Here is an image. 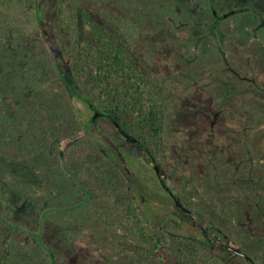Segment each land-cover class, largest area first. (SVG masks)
I'll return each instance as SVG.
<instances>
[{"label":"trees","instance_id":"1","mask_svg":"<svg viewBox=\"0 0 264 264\" xmlns=\"http://www.w3.org/2000/svg\"><path fill=\"white\" fill-rule=\"evenodd\" d=\"M191 1H196L194 9L181 10V25L196 27V37L194 31L187 29L179 31L182 37L178 39V31L171 30L169 34L181 43L182 50L179 47L176 51L178 60H185L188 41L196 43V38L205 37L211 41V55L219 58L216 67L207 72L212 75V84L219 82L215 72H230L238 81L253 82L255 91L264 94V84L257 81L258 76L264 81V0ZM11 7L20 9L22 15H34L36 10L43 14L49 8V21L52 14H57V30L70 63L67 83L83 96L86 106L82 122L78 117L68 120L74 126L69 135L56 132H60L56 125L57 104L44 109L49 124L43 129L50 130L51 137L35 130L29 103L19 104L16 114L0 112V264H97L91 259L98 256L102 257L101 264H235L238 257H245L248 264H264V238L258 234L264 225L259 227L261 231H250L244 225L247 219L232 214L227 221H221L225 216L219 211L222 206L214 207V213L212 203H207L210 193L226 197L231 183L243 178L244 182L239 183L242 192L249 195L254 206L255 202L260 205L256 207L261 213H252L253 219L264 216L263 204L256 199V171L251 169L257 164L248 157L251 143L255 142L250 137L252 129L261 131L264 121L244 122L241 148L245 157L243 165L238 160L231 167L230 171L237 172L235 177L230 172L223 176L212 167L199 183V179L193 180L191 172H179V164L169 152L172 127L167 112L175 93L165 85L170 76L161 75L158 67L141 56V40L131 21L125 16L121 17V23L111 18L120 15L112 0H55L53 5H45L44 0H0V92L15 94L21 102L40 95L49 100L53 96L48 92L51 91L48 84L57 83L56 91L60 93L62 80L57 79L55 70L54 82L40 83L42 63L47 61L46 48L31 35L32 29L27 30L22 19H2L3 11ZM99 9L102 21L96 17ZM146 13L140 14L141 17ZM169 21L176 23L174 19ZM154 25H147L149 38ZM205 54L199 47L192 53L195 57ZM192 55L187 56L190 63ZM175 66L178 76L187 72L192 81H201L202 76L194 78L187 68L182 71L181 63ZM239 66H246L244 70L252 75L244 77ZM221 84L229 85L224 81ZM219 87L214 88L215 93ZM233 90L221 92L223 98ZM209 104L208 112L212 110ZM96 108L104 110L106 115L99 116L105 121H99L95 130L88 129L98 120L91 117ZM88 109H92V114L86 113ZM261 115L264 116V109ZM108 126L124 142L134 144L131 155L142 173L160 177L170 196L178 195L184 201L176 206L179 217L191 220L195 229H200L195 235L194 230L179 231L182 219H173V228L165 215L158 213L152 218L145 212L126 176L131 172L122 173L118 162L108 157L99 144L115 142L109 134H103V128ZM82 145L88 146L90 156L85 155ZM79 153L83 157L75 163ZM218 154L212 155L219 158ZM116 158L125 160L121 152ZM200 168L197 173L201 174ZM183 180L191 183L187 185ZM213 230L226 238L218 241L211 235ZM234 233L243 237L237 247L231 242ZM237 249L242 256L237 255Z\"/></svg>","mask_w":264,"mask_h":264},{"label":"rangeland","instance_id":"2","mask_svg":"<svg viewBox=\"0 0 264 264\" xmlns=\"http://www.w3.org/2000/svg\"><path fill=\"white\" fill-rule=\"evenodd\" d=\"M44 2L45 5H53L55 0H44ZM112 2L115 5L113 8L116 10L120 9V18L114 15L111 18L121 23L122 18L125 16L124 18L126 20L131 21L132 25L136 28V35L139 36V39L141 40V56L143 58L145 57L146 59H149L150 63H152L154 67H158V71L161 75L170 76V79L165 80V85H167L168 89L171 91L173 89L175 93L173 94L174 98H172V101L170 104H168L167 114L168 117L171 118L170 124L172 127V138L169 140L168 148L170 150L169 152L173 155V159L176 164H179V172L183 174H189V172H191L193 174L191 176L193 180L199 179V183H202L200 178L203 179V177H205V171L210 170L212 167L215 168L217 172L220 171L219 173L223 176L230 172L232 177H235L236 175L234 174L237 172L233 173L230 171L232 170L231 167H233V165L236 164L238 160H242L241 165H243V159L245 157V155H243V149L241 148V128L244 122L248 121L250 123L256 121L257 124L263 123L264 116H262L261 113L264 109V94H259L255 91L253 82L249 81L248 79V81H238L235 75L233 76L230 74V72H215L214 74L217 81L221 83L224 81L229 85L223 86L221 83L215 81L214 82L216 85L215 83L212 84V75L209 76L207 72L210 71L209 68L213 69V67H216V65L219 63V58L218 56L211 55V41L205 37L196 38V43L188 41L184 49L185 60L181 59L182 61H180V58L178 60V56L176 57V51L179 49V47L182 50L181 43H178L177 40L178 38L182 37V34L179 31L182 29L194 31L193 37H196L195 30H198L192 24L184 23L181 25V10L187 11V9L190 7L194 9V3L196 4V1L112 0ZM178 4H181V6L177 11ZM107 9L108 6H106V10ZM48 11L49 8H46L43 14L42 12L40 13L36 10V12H34L35 16L33 14L22 15L20 9L11 7L3 11L4 15H2V19L4 21H6L8 17H12L13 19L19 21L22 19L23 24L25 27H27V30L32 29L31 35L34 36L37 41L40 40V42L46 48L45 56L47 61L42 63L44 72L42 78L40 79V83L45 84L44 81H46L47 84L54 82V76L57 72V79L62 80V89L59 93L56 91L58 89L56 87L57 83L48 84V87L51 90L48 92H50L53 96L48 97L49 100H47V96L43 98L40 95L39 97L36 96L35 100H21V102L18 100V97L15 96V94H10L9 96L8 94H5L6 92L3 93L2 91L0 92V112L10 115L16 114L17 109L20 106L19 104L29 103L31 104V108L29 110L30 112L32 111V115L34 116L35 120V130L45 136L51 137L52 135H50V130L44 131L43 129V126H47L49 124V119L46 118L48 112H46L44 109H47L48 107L54 108V104H57L55 106H57L59 110V119L56 125L60 129V132H56L63 135H69L73 132L74 126L70 124L68 120L74 121V117H78L82 122L86 103L83 96L77 91L73 90L71 85L67 83V81H69V77L67 75L70 74V63L65 49L66 45L59 31L57 30L58 22L55 18V15L57 14H52L51 20L49 21L50 17L48 18L47 15L50 14L51 10L49 13ZM101 11L102 10L99 9V11L96 13V17L99 18L100 21H102V17L99 14ZM102 12H104L103 14H106L104 8ZM145 12L147 13L144 15V18L141 17L140 14H144ZM157 18H159L158 21ZM169 19L172 21L173 19L176 20V23H174L175 21H169ZM151 23L152 25H155L152 27V37L149 38L148 36L150 35H146V28L147 25ZM190 27L193 29H190ZM171 30L172 32L175 30L178 31V33H176L177 39H174L173 36L169 35ZM170 42L172 43L170 44ZM197 47L203 51H206V54L203 57L201 55L198 57L192 55L193 52H196ZM191 55L192 62L190 63L187 56L190 58ZM161 58L163 60L165 59V62H163V60L160 62ZM257 58L259 61L261 59V55L258 54ZM186 60L189 62L186 63ZM180 63L183 65L182 71L187 68L190 75L193 74L194 78L197 76L198 78L199 76H202L201 81L199 83H197V80L195 82L192 81L191 76H189L187 72H182L178 76L174 70L175 67L178 66L175 65ZM245 68L246 66H239L241 74L244 75V77L252 75L250 71L248 72L247 70H244ZM256 75L257 73L255 76ZM257 81L264 84V81L261 80L259 76ZM232 83L234 86L231 85ZM215 87L220 88V90L216 93L214 92ZM67 88L72 91V94H69ZM232 88H234V90ZM227 89H231L235 93L230 92L227 98H223L222 93H224V90ZM61 92L63 93L61 94ZM232 93L234 94L232 95ZM208 104L209 107L211 106V109L216 112L215 115L212 110L208 112ZM38 105L39 107H42L40 110H38ZM198 108L201 110L203 108V110L199 112ZM92 112V109H88V111H86L88 115L92 114ZM92 116L93 114L91 117ZM97 118V122L93 126L91 125L88 127V129L95 130L96 127H99V121H105L102 120L101 116L99 115H97L95 119ZM103 129L105 130L103 134H109L113 140H115V142H110L109 144L99 143L101 148L103 147V151L108 157L115 160L116 164L118 162L119 169H121L120 171L122 173L124 172L126 174L127 170L131 172V174L129 173L130 175L126 174V176L128 177L131 187L134 193L137 195V198L145 212L152 218H154V214L158 213L165 215L166 218L169 219L168 224L174 228L175 223L172 222V220L182 219L179 217L180 210L178 207H176L178 206L177 203L184 201L178 195H174V197L170 196L168 190L165 189V185L163 184L165 182L159 180L160 177L152 174H144L137 168L136 158L135 156L131 155L133 154L131 150H133V148L135 149V147H133L134 144L131 142H124L122 137L120 138V136L116 134V131L109 126L107 129ZM254 132L252 129L250 137H252L255 142L251 143L252 150L250 151L251 154H249L248 157H250L257 164L256 166H251L253 167L251 169L256 171L255 179L257 180V183L255 186V192H258V195L256 196L257 202H261L263 204L261 206L264 207V127L261 131L254 130ZM193 141H196V143H192ZM254 147L259 148V150L255 151ZM81 149H83V152L85 151V155L90 156L91 152L88 146L82 145ZM120 152L125 159L122 162L120 161V158H116V156L119 157ZM216 152L219 153V158L213 157L212 154ZM75 156H78L77 152ZM79 156V159L75 163L79 162L83 157V155L80 153ZM208 157H212L213 161L208 159ZM205 162L208 163L206 164L208 165V168L205 166ZM124 165L125 167H123ZM154 165L158 166L157 163ZM76 166H78V164H76ZM199 167H201V174L197 173V169ZM238 172V176L241 178L242 169H239ZM210 181L211 179H209V182ZM183 182H186L187 185L191 183L189 180H183ZM242 182H244L243 178H241V181L239 182H232L231 188L227 190L228 195L226 197L221 198V196L217 195V193H210L211 195L209 198H207V203H212L210 206L212 212L215 211L217 205L222 206L219 207V211L223 214L225 213V216L221 219V221H227L231 214L239 215V217H244L247 219L246 224H244L247 229L250 231L251 229L261 231L262 229L259 227L264 225V216L255 218V220L253 219L254 216L252 213H261V211H259V209L256 207L259 204L255 202L256 206H254V201L250 200L249 195L244 193L245 191L242 192V184H239ZM17 202L18 201H16V203ZM18 204H20V202ZM182 220V227L179 229V231L188 233L189 231L194 230L193 233L195 235L196 230H200L195 229V225L191 220ZM35 230L38 231L39 226L36 227ZM176 230H178V228ZM258 234L264 238V229L261 232H258ZM211 235H215L218 241H222L223 238H226V236H224L225 234L222 235L221 232H216V230H213ZM231 239L234 240H230L234 244V247H237V243L240 239H243V237L234 233ZM236 253L237 255L242 256L241 250L237 249ZM85 259H87V256H85ZM91 260L97 264L102 263V257L99 256L92 257ZM235 264L248 263L245 260V257H238L236 258Z\"/></svg>","mask_w":264,"mask_h":264},{"label":"flooded vegetation","instance_id":"3","mask_svg":"<svg viewBox=\"0 0 264 264\" xmlns=\"http://www.w3.org/2000/svg\"><path fill=\"white\" fill-rule=\"evenodd\" d=\"M94 111H96L95 113L97 114V115H106V113L104 112V110L103 109H93Z\"/></svg>","mask_w":264,"mask_h":264},{"label":"water","instance_id":"4","mask_svg":"<svg viewBox=\"0 0 264 264\" xmlns=\"http://www.w3.org/2000/svg\"><path fill=\"white\" fill-rule=\"evenodd\" d=\"M96 116H97V114L95 113V114L93 115V119H95ZM110 118L112 119L111 116H110ZM112 121H113V123L117 126V128L120 130L121 128H120V126L117 124V122H116L114 119H112ZM52 264H54V263H52Z\"/></svg>","mask_w":264,"mask_h":264}]
</instances>
